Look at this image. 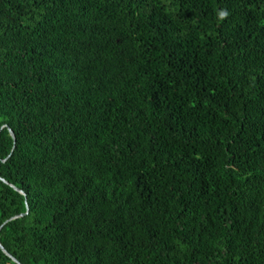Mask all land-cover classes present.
<instances>
[{"label": "trees", "instance_id": "16d2710c", "mask_svg": "<svg viewBox=\"0 0 264 264\" xmlns=\"http://www.w3.org/2000/svg\"><path fill=\"white\" fill-rule=\"evenodd\" d=\"M0 245L264 264V0H0Z\"/></svg>", "mask_w": 264, "mask_h": 264}, {"label": "water", "instance_id": "95a60500", "mask_svg": "<svg viewBox=\"0 0 264 264\" xmlns=\"http://www.w3.org/2000/svg\"><path fill=\"white\" fill-rule=\"evenodd\" d=\"M11 133V132H10ZM12 134V133H11ZM4 183H6V182H4ZM13 189H15V188H13ZM20 216H22V215H20ZM16 218V217H15ZM0 250L4 253V254H6L8 257H10L7 253H6V251L1 247V245H0ZM11 258V257H10ZM11 260L13 261V262H15L16 263V261L13 259V258H11Z\"/></svg>", "mask_w": 264, "mask_h": 264}, {"label": "clouds", "instance_id": "9594fccd", "mask_svg": "<svg viewBox=\"0 0 264 264\" xmlns=\"http://www.w3.org/2000/svg\"><path fill=\"white\" fill-rule=\"evenodd\" d=\"M220 16H221V18H223L224 16H226V13L225 12H221Z\"/></svg>", "mask_w": 264, "mask_h": 264}]
</instances>
